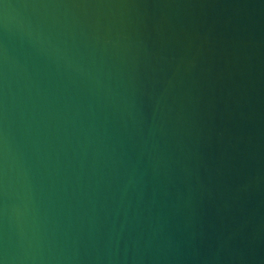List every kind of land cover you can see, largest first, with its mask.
Segmentation results:
<instances>
[{"label": "water", "instance_id": "1", "mask_svg": "<svg viewBox=\"0 0 264 264\" xmlns=\"http://www.w3.org/2000/svg\"><path fill=\"white\" fill-rule=\"evenodd\" d=\"M0 264H264V0H0Z\"/></svg>", "mask_w": 264, "mask_h": 264}]
</instances>
